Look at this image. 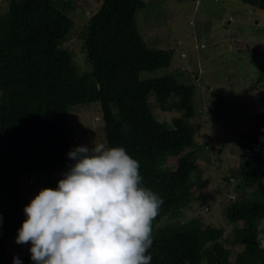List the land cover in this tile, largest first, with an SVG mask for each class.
<instances>
[{
  "label": "trees",
  "instance_id": "obj_1",
  "mask_svg": "<svg viewBox=\"0 0 264 264\" xmlns=\"http://www.w3.org/2000/svg\"><path fill=\"white\" fill-rule=\"evenodd\" d=\"M240 1L264 11V0ZM143 7L142 0H102L78 35L90 65L83 73L63 46L73 26L65 8L53 0H10L0 15V264H13L8 241L16 240L27 219L23 209L31 200L23 199L20 177L69 164L67 110L92 103H99L107 147H123L139 161L144 185L163 200L153 225L151 264H264L254 228L256 217H264V120L238 138L243 180L237 190H253L223 208L234 225L231 235L223 238V230L197 219L172 220L190 202L186 186L196 170V130L188 122L194 94L173 76L140 78L168 66L173 53L151 49L141 38L135 18ZM150 97L163 112L182 116L158 122ZM174 157L176 166L167 164ZM19 260L33 264L31 254Z\"/></svg>",
  "mask_w": 264,
  "mask_h": 264
},
{
  "label": "rangeland",
  "instance_id": "obj_2",
  "mask_svg": "<svg viewBox=\"0 0 264 264\" xmlns=\"http://www.w3.org/2000/svg\"><path fill=\"white\" fill-rule=\"evenodd\" d=\"M9 1L0 0V15L7 10ZM53 1L59 10L65 8L64 14L73 21L63 46L73 51L78 71L88 72L90 65L85 52L79 51L78 35L102 0ZM142 1L144 7L135 18L141 38L151 49L173 53L168 66L143 72L140 78L173 76L194 94V115L188 122L196 130L192 164L196 170L186 186L190 202L172 220L182 223L197 219L204 227L223 230V238L229 237L234 225L227 223L223 208L229 202L246 198L253 190V186L245 193L237 190L243 180L238 167V138L252 134L264 120V11L240 0ZM218 91L223 105L216 99ZM149 103L158 122L170 124L172 119L182 116L173 110L163 112L153 97ZM65 129L70 150L83 145L90 147L92 142L107 147L99 103L68 108ZM176 161L174 157L167 164L176 166ZM73 163L70 160L63 169L20 177L23 199H34L44 188L55 189ZM248 175L257 177L258 172L249 171ZM30 247L11 239L7 255L11 259L27 256L31 254ZM233 249L231 260L240 250Z\"/></svg>",
  "mask_w": 264,
  "mask_h": 264
},
{
  "label": "clouds",
  "instance_id": "obj_3",
  "mask_svg": "<svg viewBox=\"0 0 264 264\" xmlns=\"http://www.w3.org/2000/svg\"><path fill=\"white\" fill-rule=\"evenodd\" d=\"M74 163L55 189L44 188L23 211L16 244H30L33 264H151L162 198L144 185L139 161L123 147H75ZM264 250V217L254 222ZM13 264H21L13 257Z\"/></svg>",
  "mask_w": 264,
  "mask_h": 264
},
{
  "label": "water",
  "instance_id": "obj_4",
  "mask_svg": "<svg viewBox=\"0 0 264 264\" xmlns=\"http://www.w3.org/2000/svg\"><path fill=\"white\" fill-rule=\"evenodd\" d=\"M216 99L220 103V105H223L224 101H223V98L222 97H221V99L219 97H217Z\"/></svg>",
  "mask_w": 264,
  "mask_h": 264
},
{
  "label": "flooded vegetation",
  "instance_id": "obj_5",
  "mask_svg": "<svg viewBox=\"0 0 264 264\" xmlns=\"http://www.w3.org/2000/svg\"><path fill=\"white\" fill-rule=\"evenodd\" d=\"M217 97H220L221 96V91H218L217 94H216ZM222 97V96H221Z\"/></svg>",
  "mask_w": 264,
  "mask_h": 264
},
{
  "label": "built area",
  "instance_id": "obj_6",
  "mask_svg": "<svg viewBox=\"0 0 264 264\" xmlns=\"http://www.w3.org/2000/svg\"><path fill=\"white\" fill-rule=\"evenodd\" d=\"M200 48H203V45H200Z\"/></svg>",
  "mask_w": 264,
  "mask_h": 264
}]
</instances>
